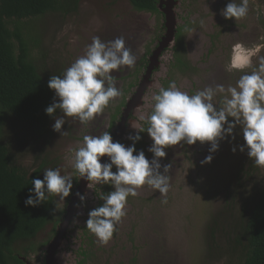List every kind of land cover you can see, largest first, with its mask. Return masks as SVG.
<instances>
[{"label": "rangeland", "instance_id": "obj_1", "mask_svg": "<svg viewBox=\"0 0 264 264\" xmlns=\"http://www.w3.org/2000/svg\"><path fill=\"white\" fill-rule=\"evenodd\" d=\"M210 1L186 2L191 11L189 14H194V26L183 40V47L186 58L197 68V72L193 79L179 80L177 86L189 94L217 84H223L225 88L235 86L240 76L257 69L259 58L264 57V0H248L247 16L236 21L220 18L225 21L224 25L220 24L221 27H216L219 20L215 18V11L209 7ZM160 25V16L138 13L127 0H82L73 15H47L36 20L34 36L38 35L41 46L45 47V62L51 72L59 68L65 71L84 54L94 36L104 42L123 36L126 46L137 56V61L131 69L125 67L122 71L112 73L116 77L117 87L123 92L121 97L108 105L113 109L122 102L125 84L132 82L142 56L159 39ZM236 44L254 53L251 65L243 70L229 67ZM225 95L218 94L215 97L217 106H221ZM149 101L151 91L138 109L148 112L146 103ZM108 116L103 111L86 125L73 118H66L62 126V132H67L66 135L53 131L54 119L51 123L52 141L49 145H38L36 150L42 151L43 148L44 156L50 153L61 157V173L71 174L74 162L72 153L82 146L81 137L97 135ZM13 135L17 140L21 137L23 141L29 140L28 131L22 128L14 129ZM11 142L13 154L20 166L34 170L35 165L39 164L35 160L36 153L26 151L20 156L15 148L18 142ZM243 144L244 139L238 126L233 136L219 141L215 153H210V144L199 142L167 148L168 158L161 161L162 166L171 164L170 188L166 197L144 186L138 190V197L128 198L130 211H126L121 221L124 225L119 230L118 244L101 245L103 250L100 256L108 254L105 247L110 249L112 246L110 255L113 264H120V257L127 259L131 255L140 256L137 264L159 261L164 264H227L228 259L224 255L218 257L217 251H225L226 238L223 234L234 224L256 185L264 180V168L255 166L247 150H239ZM233 148H236L235 152ZM209 155H212L211 162L202 163ZM164 199L167 203L162 202ZM137 200L145 202L137 203ZM215 218L221 224L223 234H216V242L210 248L208 236Z\"/></svg>", "mask_w": 264, "mask_h": 264}, {"label": "clouds", "instance_id": "obj_2", "mask_svg": "<svg viewBox=\"0 0 264 264\" xmlns=\"http://www.w3.org/2000/svg\"><path fill=\"white\" fill-rule=\"evenodd\" d=\"M248 11V0H230L220 15L225 20L236 21L245 18ZM253 55V51L236 44L229 67L243 70L251 65ZM136 61L137 56L126 46L123 36L107 42L94 36L84 54L71 63L62 76L52 75L48 81V88L55 97L45 112L55 117L53 131L67 134L62 132L65 118L78 120L82 125L94 120L111 102L123 95L112 73L125 67L131 69ZM225 93L221 106H217L215 97ZM151 102V111L136 109L137 119L128 121L137 132V135L128 137L133 141L131 146L113 142L111 134L103 131L99 135H85L82 146L74 151V173L88 182V189L96 185H110L114 189L101 195L103 203L90 210L85 221L86 228L100 245L109 242L117 225L126 216L129 196H137L138 190L148 186L158 191L161 197H166L170 188L171 164L162 166L160 163L166 157V148L199 142L210 144V153H215L219 141L233 136L239 126L244 139L239 150H247L255 166L264 168V57L259 58V67L250 74L241 75L235 86L225 88L223 84H217L189 94L175 81H170L167 88L161 86L152 93ZM57 111L60 116H55ZM144 132L153 142L148 149L153 155L151 161L143 150L137 152L135 147L141 139L139 133ZM232 151L235 152L236 148ZM105 156L108 161L101 163ZM211 160L212 155H209L202 163H210ZM31 184L33 187L24 201L25 206L38 207L54 196L57 198L55 212L70 196L73 178L62 174L59 168H49L43 172L42 180L32 179ZM77 195L83 202L85 196ZM162 202L167 203V200Z\"/></svg>", "mask_w": 264, "mask_h": 264}, {"label": "trees", "instance_id": "obj_3", "mask_svg": "<svg viewBox=\"0 0 264 264\" xmlns=\"http://www.w3.org/2000/svg\"><path fill=\"white\" fill-rule=\"evenodd\" d=\"M80 2L0 0V264H26L37 249L38 233L51 221L55 208L52 196L38 207L25 206L33 187L31 180L43 178L44 158L34 171L24 169L10 144L17 141V154L23 156L26 151L36 153L38 145H49L53 139L55 117L45 112L54 100L48 81L64 71L47 69L46 50L39 36H34V22L47 15H73ZM128 2L136 12H156L157 0ZM59 114L57 111L55 116ZM16 128L28 131L29 140H17L13 135ZM220 225L215 218L208 236L210 248L216 234H223ZM225 232L226 248L217 250L218 257L224 255L227 264H264V180Z\"/></svg>", "mask_w": 264, "mask_h": 264}, {"label": "flooded vegetation", "instance_id": "obj_4", "mask_svg": "<svg viewBox=\"0 0 264 264\" xmlns=\"http://www.w3.org/2000/svg\"><path fill=\"white\" fill-rule=\"evenodd\" d=\"M186 2L187 0H157L156 12H138L160 16L159 39L153 45V48L146 50V53L142 56L139 62L140 66L136 68L132 82L125 84L122 102L113 109L108 106L104 109L109 114L108 120L97 135L103 131H108L113 138V142H119L125 147L131 146L133 141L128 139V137L137 135V132L131 128L128 121L131 122L137 119L138 113L136 109L142 106V102L149 91H151L152 95L161 86L167 88L170 81H175L178 84L181 79H193L197 68L186 58L185 48L183 47V40L194 26L192 24L194 14H189L191 11ZM228 2L230 0L210 1L209 7L212 11H215L216 19H224L220 12ZM224 20H219L216 27H221L220 24L224 25ZM170 25L172 26L171 34L168 30ZM153 85L155 87H152ZM126 97L129 99H126ZM151 103V101L146 103L148 112L151 111ZM139 135L141 139L135 143L136 150L137 152L143 150L146 158L151 161L153 155L148 149L152 145V140L147 132L139 133ZM84 136L81 137V145ZM165 151L166 157L163 159L166 160L168 158V149L166 148ZM41 152H36L35 160L40 163V160L44 158L42 177L45 169H55L58 165L59 169L61 168V157L52 156L50 153L44 156ZM39 153L41 154L38 155ZM72 154L74 155V152ZM106 161H108V157L101 158V163ZM112 170L115 172L116 168L113 167ZM67 175H71L73 178L72 192L66 198L64 204L54 212L51 221L48 222L44 230L38 233L36 238L37 249L31 252L32 255L26 260V264H113L112 255H110V250L113 247L110 246V249L108 246L105 247L104 249L107 250L108 254L100 256L103 248L97 242L96 237L86 228L85 221L88 219L89 211L103 203L100 199L101 195L107 194L114 189L110 185H96L88 189V182L75 175L74 169L71 174ZM77 193L85 196L83 202H81ZM52 198L55 203L57 198L54 196ZM128 198L134 199L133 196ZM140 202H145V200H137V203ZM127 210L130 211V205L126 206ZM74 220L76 223H73ZM122 225L124 224L120 223L117 225V230L108 242L109 245L118 244V238H120L119 230ZM137 258H140V256L133 257L131 255L127 259L120 257L119 262L120 264H137ZM152 264L164 263L159 261Z\"/></svg>", "mask_w": 264, "mask_h": 264}, {"label": "water", "instance_id": "obj_5", "mask_svg": "<svg viewBox=\"0 0 264 264\" xmlns=\"http://www.w3.org/2000/svg\"><path fill=\"white\" fill-rule=\"evenodd\" d=\"M82 1V0H81ZM80 5V4H79ZM168 30H169V32H170V34H171V30H172V26L170 25V26H168ZM170 37H171V35L168 37V42H169V40H170Z\"/></svg>", "mask_w": 264, "mask_h": 264}]
</instances>
